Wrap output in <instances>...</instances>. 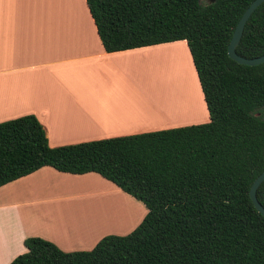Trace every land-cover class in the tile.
<instances>
[{"label": "trees", "instance_id": "16d2710c", "mask_svg": "<svg viewBox=\"0 0 264 264\" xmlns=\"http://www.w3.org/2000/svg\"><path fill=\"white\" fill-rule=\"evenodd\" d=\"M107 52L185 40L209 121L52 147L33 114L0 122V186L51 166L94 172L147 212L125 235L64 251L40 236L9 264H264V216L249 189L264 170V62L227 46L253 0H85ZM237 54H264V2ZM264 207V180L256 190Z\"/></svg>", "mask_w": 264, "mask_h": 264}, {"label": "crops", "instance_id": "0c3cea01", "mask_svg": "<svg viewBox=\"0 0 264 264\" xmlns=\"http://www.w3.org/2000/svg\"><path fill=\"white\" fill-rule=\"evenodd\" d=\"M166 48L187 54L195 82L194 110L196 103L189 111L185 110L187 96L183 85L172 89L178 85L181 74L184 75V68L174 69L171 80L166 81L170 87L164 90L167 95L163 104L152 109L137 102L135 77L139 73L147 74V55ZM169 57L161 56L158 60L168 61ZM175 60L176 64H183L179 52ZM172 67L176 66L172 64ZM187 113L192 119L184 122ZM26 114L37 117L52 147L209 121L185 40L107 52L85 0H0V122ZM79 182H94L106 188L95 191V202L100 194H106L107 198H111L110 192L118 197L127 194L97 173L72 174L51 166H43L0 186V264H9L25 252L24 239L28 236L56 241L40 229L43 213L54 214L50 205L73 197L57 196L58 187L72 192L71 186L74 188ZM89 186L76 187L92 188ZM117 205L107 210L108 213L118 212ZM91 208H74L77 217L73 218L60 212L56 224L51 218L48 225L68 242H78L86 236L92 240V228L88 227L86 232L74 230L76 224L88 223L89 214H93L88 213ZM67 220H71L69 227L73 229L65 230L57 225L63 223L67 227Z\"/></svg>", "mask_w": 264, "mask_h": 264}, {"label": "rangeland", "instance_id": "374dc122", "mask_svg": "<svg viewBox=\"0 0 264 264\" xmlns=\"http://www.w3.org/2000/svg\"><path fill=\"white\" fill-rule=\"evenodd\" d=\"M181 51L179 50L177 51L173 48H166L161 51L157 50L151 53L150 55H147V64H148L147 74L139 73L135 77V80L138 79L136 83V90H137L136 99H137L138 104L144 107L152 108V109L160 104H163L162 101H164V98L167 95V93H164V90H167V88L170 87V85L166 84V81L171 78L170 75L173 73V70L171 69L173 68L172 64L175 65L176 63H178V61L177 60L174 61L173 59H170L168 61L163 60L165 62V66H167L165 67L164 63H162L163 61L158 62L157 60L160 58V54H162L163 58H167L169 56L177 57V52H179L183 60V64L181 63L180 68L181 69L184 68V75L180 76L181 78L179 79L180 83L178 82V85L172 86V89H175L176 87L180 85H183L182 87L185 88V92L187 96L186 102L184 103V107L186 106L185 110L189 111L191 108L195 106V103H196L195 91L196 90H195V82H194L193 74H191V66L187 58L186 52L184 51V53H182ZM172 52L174 54H172ZM173 61L175 62V64L173 63ZM151 67H152V73H151ZM164 67L168 68L166 69L167 71L164 69ZM132 87H134V85H132ZM192 102L194 104L191 105ZM196 107H197V103H196V106L193 108V110ZM191 114L187 113L186 115H184L183 116L184 118L182 119V121L184 122L190 121L192 119ZM191 124H196V123H191ZM191 124H184L182 126L191 125ZM197 124H200V123H197ZM78 184H81V186H84L85 184L90 185L92 188H77L76 186H78ZM78 184H75L74 188L71 186L73 193L71 192V189L69 188H66L67 189L66 190V189H59L58 187L57 196H60L61 194L63 196L73 195V197L71 199L69 198L70 200L69 199H65L64 201L58 200L54 205H50L49 208L50 210L55 211L54 214L51 213L52 212L51 211L50 212L51 214L48 212L47 213L44 212L43 213L44 216L42 217L41 215L42 217V221L40 223L41 231L47 232V234L55 238L56 241L54 243L64 251L89 250L93 248L95 244L105 235H108V234L125 235L129 233L130 231H132L139 224V222L143 219V217L145 216L147 212L146 207L141 201L133 198L132 196L128 194H121L118 197V194L113 193V192H110L111 193V203L113 205H108V207L97 211L95 209L96 202L94 201L96 200V198L94 197L93 194L95 193V191H98V192L105 191L103 189H106V188L94 182L85 183V184L82 182H79ZM95 187L102 188V190L93 189ZM100 195L101 196L99 199L107 198L106 194H100ZM116 202L120 206V208L118 209V212L108 213L107 210L112 209L115 206H118ZM91 206L92 208L90 212L88 213H91V211L95 210V213H94L95 218L102 220L105 223V225L108 226L106 227L107 230H104V231H100L101 229L94 230L93 232H95L96 235L95 236L93 235L92 240L90 239V236L88 237L86 236L85 238L78 240V242H68L62 237L58 236L57 233L54 232L53 229L50 228V226L48 225V223L51 221L50 220L51 218L55 219L52 222H55L54 224H56L57 222L56 220L58 218L57 215L60 214V212L63 213L65 217L67 218H73V216L77 217V215L73 213L74 208L75 209H87V208H90ZM111 218L113 219L111 220ZM61 227L62 229H65L64 225H62ZM93 232L92 234H94Z\"/></svg>", "mask_w": 264, "mask_h": 264}, {"label": "water", "instance_id": "95a60500", "mask_svg": "<svg viewBox=\"0 0 264 264\" xmlns=\"http://www.w3.org/2000/svg\"><path fill=\"white\" fill-rule=\"evenodd\" d=\"M208 2H214V0H208ZM262 2H264V0H253L246 7V9L243 11V13L241 14V16L238 19V21L234 27L231 39L228 43L227 52H228L229 57L232 58L233 60H235L236 62L240 63V64L257 65V64L264 62V54L257 56V57H253V58H247V57H243V56L237 54V52L235 50V48H236L237 44L239 43L240 38L242 36L243 29H244V26H245L247 20L249 19L251 14L254 12V10ZM263 180H264V170L262 172H260L255 177V179L253 180V182L250 186V189H249V196H250V199H251L253 205L257 209V211H259L264 216V207L260 204V202L258 201V199L256 197V190Z\"/></svg>", "mask_w": 264, "mask_h": 264}, {"label": "bare ground", "instance_id": "6f19581e", "mask_svg": "<svg viewBox=\"0 0 264 264\" xmlns=\"http://www.w3.org/2000/svg\"><path fill=\"white\" fill-rule=\"evenodd\" d=\"M158 56V55H157ZM162 56V54L160 55V57ZM169 58H171V59H173V57L172 56H170ZM168 58V59H169ZM177 57H175L173 60L175 61V59H176ZM173 61V63L175 64V62ZM158 62H160L159 60H158ZM162 63H164V66H165V62L163 61ZM159 64V63H158ZM160 66V65H159ZM175 66L176 67H173V68H171L173 71H174V69L175 70H181V68H180V65H176L175 64ZM165 67H167V66H165ZM164 67V69L166 70V69H168V68H165ZM159 68V67H158ZM162 68V67H161ZM167 71V70H166ZM176 71V72H177ZM175 72V73H176ZM183 72V71H182ZM181 72V73H182ZM192 73V72H191ZM180 74V73H179ZM161 75V74H160ZM175 75H177V74H175ZM182 75V74H181ZM164 77V76H163ZM160 80H161V78H160ZM169 80H171V79H169ZM172 80H175V79H172ZM178 80V79H177ZM176 81V80H175ZM179 81V80H178ZM177 82V81H176ZM174 86V85H173ZM181 89H182V87H181ZM180 89V90H181ZM174 90H177V89H174ZM182 91V90H181ZM184 92H185V90H184ZM183 92V93H184ZM170 93H172L171 91H170ZM176 95L177 96V93L176 92H174V93H172L171 95ZM179 94H182V93H179ZM175 101H177L176 100V98H175ZM178 102V101H177ZM173 103H175V102H173ZM175 106V105H174ZM177 106V105H176ZM181 106V105H180ZM173 110H175L174 108H172V111ZM160 111V110H159ZM158 111V112H159ZM178 112V111H177ZM108 205H113L112 203H111V198H105V199H98V202H96V205H95V208H99V210H101V209H104V208H106V207H108ZM91 213H93V214H89L90 216H88L89 217V220H88V223H86L85 224V226H82V224H76L77 225V227H74L75 229L74 230H79L80 229V231L81 232H86V230H88L87 228L88 227H90V228H92V230L94 231V230H100V231H104V230H107V228L106 227H108V226H106L105 225V223L102 221V220H99V219H97V218H94V213L95 212H92L91 211ZM93 215V216H92ZM110 219V218H109ZM113 218H111V220H112ZM70 221L71 220H67V224L68 225H65V226H67V227H65V230H70V229H73V227H69V226H71V225H69V224H71L70 223ZM62 224L63 223H57V225L60 227V228H62L61 226H62ZM84 224V223H83ZM87 226V227H86ZM70 228V229H69ZM94 236L96 235V233H94L93 234Z\"/></svg>", "mask_w": 264, "mask_h": 264}]
</instances>
